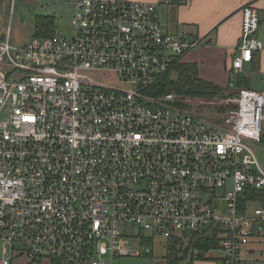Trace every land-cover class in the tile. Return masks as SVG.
Returning <instances> with one entry per match:
<instances>
[{"label":"built area","instance_id":"obj_1","mask_svg":"<svg viewBox=\"0 0 264 264\" xmlns=\"http://www.w3.org/2000/svg\"><path fill=\"white\" fill-rule=\"evenodd\" d=\"M162 4L75 0L72 36L23 45L0 4V264H113L151 254L129 248L147 234L167 250L181 240L195 262L243 264L260 239L250 195L264 197V163L250 144H262L264 90H239L217 122L149 94L198 46L168 31ZM259 28L246 6L235 72L264 51ZM202 237L218 247L194 248Z\"/></svg>","mask_w":264,"mask_h":264},{"label":"crops","instance_id":"obj_2","mask_svg":"<svg viewBox=\"0 0 264 264\" xmlns=\"http://www.w3.org/2000/svg\"><path fill=\"white\" fill-rule=\"evenodd\" d=\"M74 1H71L72 7ZM134 1L149 4L160 2V0ZM246 6H253L258 10L260 16L258 36L264 38V0H179L168 5L162 4L161 11L163 18L168 22L169 32L198 42L197 50L194 48L196 53L194 58L200 61L190 58L189 52L184 57L185 61L198 64L201 78L222 88H228L234 75L242 74L249 78L250 89L264 90V51L256 54L253 63L245 64L242 72H235L232 68L233 59L238 52L243 9ZM262 237L264 231L260 239ZM250 246L247 253L252 251ZM199 262L201 261H196L195 264Z\"/></svg>","mask_w":264,"mask_h":264},{"label":"rangeland","instance_id":"obj_3","mask_svg":"<svg viewBox=\"0 0 264 264\" xmlns=\"http://www.w3.org/2000/svg\"><path fill=\"white\" fill-rule=\"evenodd\" d=\"M71 1L72 0H0V4L3 6V14L1 17L3 30H6V22L8 21L10 23L11 21V42L16 45L27 44L34 37L35 16L49 15L56 18V33L63 37H70L73 35V28L71 25L73 7ZM189 53L190 58L198 60V58H194L196 57L194 49L190 50ZM183 60H185L184 56L181 57L180 62ZM208 61L209 59L207 62ZM171 76L172 78H176L174 73H172ZM101 80L112 84L115 82L113 77H105ZM230 92H234L235 96L222 98L220 97L221 95H219L203 99L198 97H180L178 95L176 96V94L172 95L185 103V106L194 113H197L199 116L211 122H217L219 120L222 121L224 117L227 118V114H230L237 108L235 98L239 91L231 88L226 93L228 94ZM166 96L167 95L162 98ZM250 145L264 163V144L251 143ZM256 207L257 205H252L251 211L255 210ZM143 240L142 242L141 239H131L129 248L141 253H143L145 249H150L152 251L151 254L142 255L141 257H120L115 259L113 264H165L164 257L167 254V241L161 237H157L154 240V244H152V240L148 238V234ZM250 249H252V251H249L250 253L248 252L245 255V259L247 260L243 264H246V262L250 264H264V237L261 239H253ZM217 255L219 254H212L213 257ZM213 262L215 261L203 259V261L197 264H211Z\"/></svg>","mask_w":264,"mask_h":264},{"label":"trees","instance_id":"obj_4","mask_svg":"<svg viewBox=\"0 0 264 264\" xmlns=\"http://www.w3.org/2000/svg\"><path fill=\"white\" fill-rule=\"evenodd\" d=\"M179 0H170V4ZM56 33V18L49 15L35 16V32L34 36L48 37ZM187 54V53H186ZM182 55L181 57L185 56ZM180 57V59H181ZM178 59L171 67V69L164 74L158 82L153 85L147 92L156 97H163L165 95L176 94L180 97H198V98H212L219 96L228 98L235 96L234 92L226 93L229 89L234 88L237 91L241 89H249L250 82L247 76L242 74L234 75L231 85L228 88H222L212 82L201 78L199 74L198 64L196 62L181 61ZM254 62V60H253ZM251 62V63H253ZM174 73L176 78H172ZM264 143V136L262 138ZM251 197L258 200L259 204L264 207L263 193L259 191L252 192ZM249 197V196H248ZM243 202L242 205H246ZM218 241L212 240L209 237H202L194 240L193 247L196 249H216ZM190 249L185 247L184 242L179 239H172L168 242L167 254L164 257L165 264H195V261L189 258ZM203 261V259L199 260Z\"/></svg>","mask_w":264,"mask_h":264},{"label":"water","instance_id":"obj_5","mask_svg":"<svg viewBox=\"0 0 264 264\" xmlns=\"http://www.w3.org/2000/svg\"><path fill=\"white\" fill-rule=\"evenodd\" d=\"M190 234V233H189Z\"/></svg>","mask_w":264,"mask_h":264}]
</instances>
